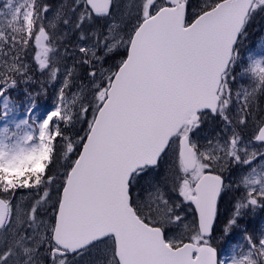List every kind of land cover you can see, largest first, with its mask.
Masks as SVG:
<instances>
[{
  "label": "snow or ice",
  "instance_id": "obj_1",
  "mask_svg": "<svg viewBox=\"0 0 264 264\" xmlns=\"http://www.w3.org/2000/svg\"><path fill=\"white\" fill-rule=\"evenodd\" d=\"M256 24L264 0H0V264H264ZM37 73L54 107L17 119Z\"/></svg>",
  "mask_w": 264,
  "mask_h": 264
},
{
  "label": "rangeland",
  "instance_id": "obj_2",
  "mask_svg": "<svg viewBox=\"0 0 264 264\" xmlns=\"http://www.w3.org/2000/svg\"><path fill=\"white\" fill-rule=\"evenodd\" d=\"M55 3H59V0H57ZM260 31H264V28H261L259 24L254 25V27L250 30L248 38L244 42L246 48L254 47L262 38H264L257 36V33H259ZM72 39L74 40L75 37H73ZM44 84H45V80L44 82L40 83L41 86L39 87L38 91L35 92V91H30L29 85H26L23 81H21L19 85L12 90L11 95L17 105V109H16L17 119L26 118V110L31 105L32 102H34L36 105V108L32 113L33 118L42 117L43 115L46 114V112L52 110L56 102L55 100L56 89H54L51 84H48L45 90L44 88H42V85ZM228 208H229L228 203L222 204L221 213L222 214L226 213V210ZM245 219L246 220L255 219L259 221L261 219H264V213L263 215H261L258 210L254 217H246ZM242 242L243 241L241 239L240 243ZM216 243L220 245L219 249L224 248V243L222 241L219 240ZM231 254H232V246H229L226 252H222L221 258H224L225 256Z\"/></svg>",
  "mask_w": 264,
  "mask_h": 264
},
{
  "label": "trees",
  "instance_id": "obj_3",
  "mask_svg": "<svg viewBox=\"0 0 264 264\" xmlns=\"http://www.w3.org/2000/svg\"><path fill=\"white\" fill-rule=\"evenodd\" d=\"M57 0H52L53 3H55ZM258 37H264V31H260L259 33H257ZM45 78L40 76L39 73L36 74V76L34 77V81L33 83H31V85L29 86L30 91H38L39 87L41 86L40 83L44 82ZM40 82V83H39ZM40 99V97H39ZM261 215H263V213L260 212ZM219 240H217L216 242H218ZM218 248L220 247L219 244Z\"/></svg>",
  "mask_w": 264,
  "mask_h": 264
}]
</instances>
